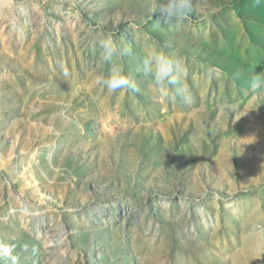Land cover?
<instances>
[{
  "label": "rangeland",
  "instance_id": "obj_1",
  "mask_svg": "<svg viewBox=\"0 0 264 264\" xmlns=\"http://www.w3.org/2000/svg\"><path fill=\"white\" fill-rule=\"evenodd\" d=\"M157 3L0 0V242L19 264H264V0H192L179 24ZM161 52L187 100L156 85ZM116 66L136 90L97 84Z\"/></svg>",
  "mask_w": 264,
  "mask_h": 264
},
{
  "label": "clouds",
  "instance_id": "obj_2",
  "mask_svg": "<svg viewBox=\"0 0 264 264\" xmlns=\"http://www.w3.org/2000/svg\"><path fill=\"white\" fill-rule=\"evenodd\" d=\"M192 0H158L155 11L168 23L179 24L191 10ZM100 48V59L105 63H111L113 57L118 55L119 49L111 35L102 36L98 40ZM145 64L153 73L154 81L158 86L177 84L176 92L187 100L186 88L179 85L176 77L173 76L174 65L162 52L148 57ZM175 70L179 72V67ZM67 76L68 73H65ZM253 87H256V78L253 77ZM97 84H103L107 89L115 92L119 89L136 90V83L123 71V68L116 66L107 79L101 77ZM15 245L0 242V264L10 261V264H19V257L14 255Z\"/></svg>",
  "mask_w": 264,
  "mask_h": 264
}]
</instances>
